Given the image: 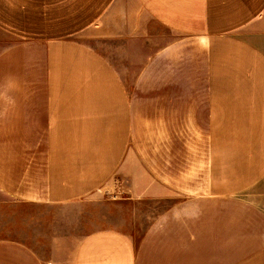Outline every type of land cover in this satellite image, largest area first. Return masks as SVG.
<instances>
[{"label":"crops","instance_id":"0c3cea01","mask_svg":"<svg viewBox=\"0 0 264 264\" xmlns=\"http://www.w3.org/2000/svg\"><path fill=\"white\" fill-rule=\"evenodd\" d=\"M116 191L164 207L0 264H264V0H0V202Z\"/></svg>","mask_w":264,"mask_h":264},{"label":"rangeland","instance_id":"374dc122","mask_svg":"<svg viewBox=\"0 0 264 264\" xmlns=\"http://www.w3.org/2000/svg\"><path fill=\"white\" fill-rule=\"evenodd\" d=\"M124 196L116 191L104 193L97 200L64 205L0 202V238L28 244L40 256H47L56 238L81 237L104 228L140 230L164 207L153 200L135 201Z\"/></svg>","mask_w":264,"mask_h":264}]
</instances>
